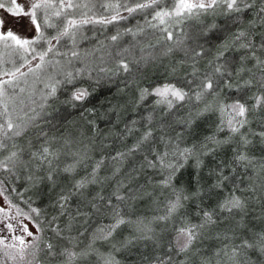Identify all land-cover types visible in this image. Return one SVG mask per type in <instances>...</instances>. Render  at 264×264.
Wrapping results in <instances>:
<instances>
[{"label":"snow or ice","instance_id":"obj_1","mask_svg":"<svg viewBox=\"0 0 264 264\" xmlns=\"http://www.w3.org/2000/svg\"><path fill=\"white\" fill-rule=\"evenodd\" d=\"M168 3L170 7L164 5V0H21V2L0 0V10L13 18H27L28 27L33 32L31 37H23L11 28L6 29L4 27L5 19L3 15H0V48L10 50L20 61L18 65L13 61L11 69H5L3 67L4 60L0 54V172L9 173L13 178L18 179L16 172L23 168L26 171L30 170L26 179L30 182L31 188H38L44 181L55 186V175L62 173L75 176L77 169L85 165L89 159L90 148L88 145L73 151L71 141L65 139L62 146L57 148L54 146L55 138H48L47 133L43 131L39 135L44 137V143L40 144L36 150H31V142H29L27 151L15 143L18 138L24 136L29 128L37 126L36 122L41 117L47 101L54 98L57 91L63 86L75 85L76 80L82 74L91 79L92 73L95 72L96 79H99L100 74L116 75L119 72L130 71L129 64L124 58L125 53L130 54V49L118 50L115 57L108 49L118 45L125 35L135 38L144 31L142 27L135 31L132 28H127L123 32L117 30L115 34L107 37L108 43L99 41L97 47L91 50H82L81 42L89 39L85 35L86 29L92 32L103 31L108 25H116L134 14L147 12L151 17L150 20L146 19L145 21L147 26L163 34L157 43L172 42L173 30L182 31L180 26L188 19L216 14L217 10H221L223 15L231 16L235 20L240 14L254 8H256L258 22L264 25V0H259L258 8L256 7L257 0H168ZM123 13H127V15ZM255 23L256 21L251 22L250 26H255ZM49 30H53L54 34H47ZM181 43L182 41L176 40L174 45L167 47L165 54L172 52L173 47H179ZM237 47L249 50L250 55L241 58L242 63L239 68L229 71L225 54L229 49ZM259 49L264 51V43L259 45ZM101 52L114 61L115 70L101 66L106 63L105 56L99 57V64L94 65L91 62L89 58ZM204 55L203 48L199 51L185 50V56H190L193 61L192 75L194 77L199 71L195 67V63L198 58H203ZM248 58L255 61L254 67L259 73L258 76L252 73V69L243 65V60ZM76 63H81L82 67L76 68ZM69 68L73 70L70 71ZM49 69L52 71L50 72ZM208 69L197 78V87L191 93L177 84L165 83L153 87L151 90L141 89L139 99L143 101L147 96L157 97L155 103L165 110V115L183 103L202 104V107L196 106L194 110H190L187 117L180 123L185 130H189L197 121L214 112L218 115V122L210 134L194 143H185L183 133H177L174 137H154L153 116L149 115L146 118V127L136 142L111 157L114 164L119 165L134 153L147 149V153L144 155V164L141 167L158 170L162 178L157 186L169 191V198L164 205V215L154 217L150 221L139 217L133 220L123 215L120 203L125 202L127 198L120 194V189L126 187L121 181L112 194L117 203L113 204L112 199L109 198L105 204V207L110 210L107 214L110 215L112 223L97 228L91 234L87 245L78 251L73 243L77 239L76 237H63L69 241L72 247H65L59 251V255L63 258L62 264H78L79 261L86 260L91 256L96 257V264H120L115 253L128 248L137 241L152 240L155 229L151 225L154 221L171 220L189 199L201 198L204 195L205 189L201 186L199 175V170L203 167V158L214 154L225 145H237L234 150L233 163L251 169L250 185L243 190L234 187L226 192L215 209L211 211L202 209L201 213H197L200 217L199 223L183 220V226L175 230L174 251L177 253L189 252L203 231L217 223L219 214L226 213L228 216H232L234 213L243 212L246 208V201L242 198V194H237L238 192H264V160L257 161L248 155L247 149L252 144V140L248 138V134L241 131L250 124L248 113L264 107V59L256 55V46L249 38V34L240 30L232 33L230 38L223 40L216 55L208 61ZM245 72L252 75L258 85V91L252 97L254 103L251 108L240 99L225 102L221 99L219 92L221 82H224L225 88L250 89L253 86V79H245L242 83L235 85L224 81V77L231 79L233 75L239 79ZM41 74L44 76L42 80H40ZM29 77H32L34 82L40 80V83L43 84L40 94L41 102L38 105L40 112L36 111V101L31 100V96L29 97L31 102L26 109L18 107V97L20 93L25 92L20 84L21 82L26 83ZM90 94L87 88H75L71 98L73 101H83ZM208 97H212V100H207ZM23 103V100L19 101L20 105ZM163 127L164 125L161 124L160 129L162 130ZM126 131L131 134L134 129L128 128ZM224 132L227 135L223 139L219 138L220 133ZM250 134L259 136L260 143L264 144V131L259 133L250 131ZM237 137H239L238 141ZM156 139L161 145L159 149L155 146ZM148 154H151L153 158L148 159ZM62 155L70 157L72 162L65 163L63 167H60L59 162ZM189 161L193 162L191 166L196 170L195 174L186 185L177 184V177L189 166ZM103 163V158L96 161L87 175L74 179L71 187L58 195L55 207L58 208L60 215L66 214L68 201L73 195L78 194L83 197L89 185L101 184L120 173V167L114 166L112 177H101L99 172ZM220 167L219 172L210 173L216 176V181L207 191L224 190V184L229 180V176L224 174L223 166ZM27 190L25 189V191ZM13 192H15L14 188ZM16 195L22 197V193H16ZM0 197L4 200V203L0 204V264H9V261L16 262V264H33L40 251V233L44 230L34 217H40L41 211L31 206V198L24 201L28 211L13 204L4 180H0ZM95 201H104V197L97 193L94 200L86 201L94 211L99 212L101 205ZM13 211L15 214H12ZM87 215L79 209L76 210V216L87 217ZM76 216H70L69 222L65 225L69 231ZM20 217L30 221L36 228V233H33L29 229L28 223H25L24 219H19ZM57 219V216H53L48 222V227L57 237H62L64 229L55 224ZM122 226L129 227L132 235L122 241H113L114 235ZM29 237L32 239H28ZM222 238L228 241L234 239L227 234H224ZM97 242L108 243L110 251L101 252L96 247ZM44 247L49 256L57 255L52 243L46 242ZM247 250H257L264 254V232L257 233L251 241L242 239L239 244H226L215 253L218 258L216 264H222L219 259L221 255H223V264H249L244 255ZM150 264H173V261L171 255L156 256ZM201 264H211V261L202 260Z\"/></svg>","mask_w":264,"mask_h":264},{"label":"trees","instance_id":"obj_2","mask_svg":"<svg viewBox=\"0 0 264 264\" xmlns=\"http://www.w3.org/2000/svg\"><path fill=\"white\" fill-rule=\"evenodd\" d=\"M164 5L170 7L168 0H164ZM256 7H259V0H257ZM255 11L256 8L251 11ZM150 11V10H149ZM250 11V12H251ZM127 15V13H123ZM255 19L258 20L257 15ZM146 19L150 20L151 17L145 13H137L130 16L127 20L120 21L116 25H108L103 31L97 30L95 32L85 30V35L89 38H94L93 42L88 44L86 40H83L80 44L82 50H91L98 46L99 41L108 43L107 37L115 34L117 30L123 32L127 28H132L134 31L142 27L143 32L139 33L135 38L130 35H125L121 39L124 45L133 48V55L131 58H126V62L129 64V72H119L116 75L111 73L104 75L100 74V78L96 79V73H92L90 79L87 75H81L76 80L75 85H65L57 91L54 98L49 99L48 103L51 104V113L45 116L39 123V132L50 133L53 131H60L66 124L72 120H77L84 113L91 115L96 112L98 108H103L104 105L110 103L111 100L116 96V107L113 110L108 111V115L104 119H97L95 123V129L100 131L112 130L116 134L114 137L106 139L104 142L107 149L97 157V161L104 160V165L119 166L121 171L114 178L108 179L102 189L97 193L104 197V201H95L101 205L100 211H94L89 204H79L73 199H70L67 204V211L65 215H60L59 210L56 207L53 210V216H57L55 224L61 229H64L62 237L51 231L48 227V222L51 220V216L46 215L41 206L38 203L32 202L34 208H38L41 211L40 217H34L41 227L44 229L40 233L39 248L40 251L36 255V259L33 264H44L48 261H62L63 258L59 255V251L65 247H72L67 239L63 237H76L73 241L76 245V250L84 248L93 232L97 228L109 225L112 223L110 215L107 213L110 211L105 207V204L109 198L112 199V203L116 204L117 201L112 195L115 191L117 184L121 181L124 182L126 187L120 189V194L125 196L127 199L125 202L120 203L122 214L126 217H130L135 220L136 218L148 217L149 214L157 217L164 215L165 202L169 198V191L167 189H161L158 187V183L162 176L158 170L149 169L147 167H141L144 164V155L147 153L145 148L143 152L134 153L128 157L122 164L115 165L111 160V157L118 151H124L136 142L140 133L144 131L147 121L146 118L149 115L153 116L152 127L154 129V137L166 136L174 137L177 133H183L185 143H194L201 140L205 135L210 134L216 127L218 122V115L216 113H210L197 121L193 128L185 130L181 121L185 119L190 110H194V107L203 105H196L195 102H187L177 105L166 115L164 109L157 106L155 101L158 99L155 96H147L143 101L139 99V92L141 89H149L161 86L165 83L177 84V86L184 87L185 91L191 93L197 87V78L201 73L208 71V61L212 60L216 55L217 49L225 38H230L232 33L236 31H246L249 34V38L256 46V55L261 59H264V51L259 49V45L264 43V25L257 22V31L247 29L245 22V12L240 14L238 19H233L231 16H218L210 20H205L202 23L193 24L190 19L186 20L189 22L184 23V31L177 32L173 30V41L172 42H161L162 33L159 31L149 28L145 23ZM215 25V27H212ZM190 27L193 28V32H190ZM250 27V26H249ZM49 35L54 34L53 30H49ZM190 36V37H189ZM176 40L182 41L179 47H173V51L165 54L167 47L175 44ZM92 45V46H91ZM92 47V48H90ZM201 48L204 49L205 55L203 58H198L195 63V67L199 70L197 76L192 75V64L193 61L189 57L185 56V50L189 52L192 49L199 51ZM63 50V49H62ZM12 56H8L9 61L4 62L3 67L10 70L13 61L19 64L18 57L11 53ZM118 49H116V52ZM250 55L249 50L235 48L229 49L225 56L228 61L227 67L229 71L239 68L241 66V58L248 57ZM151 61L153 65L156 61H169L171 63V69L162 73H153L145 69L143 61ZM255 61L248 58L243 60V65L246 68L252 69V73L259 75L257 69L254 67ZM81 63H76L75 67H81ZM155 66V65H154ZM153 67V66H152ZM51 72L52 70L49 69ZM146 73V74H145ZM245 79H253V76L248 72H245L239 79L233 75L231 79L224 77V81L232 83L233 85L242 83ZM191 82V83H189ZM24 84L21 82L20 87ZM39 87H43L42 83H39ZM75 88H87L91 93L83 101H73L72 93ZM135 90V92H133ZM258 91V85L255 79H253V86L250 89H237V88H225L224 82L220 84V97L225 102H231L235 99H240L245 102L249 108L254 103L252 99L253 95ZM207 100L211 101L212 97H208ZM103 105V106H102ZM104 109V108H103ZM106 113V110L104 109ZM163 117V119H161ZM248 118L256 120L255 128L258 131H264V124L261 123V119H264V107L256 110L255 112L250 111ZM135 122V123H134ZM164 127L161 130L160 125ZM132 128L134 131L128 134L126 129ZM244 129V128H243ZM242 129V130H243ZM37 131V130H36ZM227 135L226 132L220 133L219 138L223 139ZM238 138V137H237ZM155 146L157 149L161 147L158 139L155 140ZM236 144L225 145L214 154L203 158V167L199 170L201 186L205 189V193L201 198L189 199L179 213L174 215L171 220L163 221L164 230L159 232V236L155 244H151L146 240L147 246L144 250L137 249L136 251L129 252L126 254H118V259L123 264H150L156 256L166 257L171 255L173 264H182L184 257H194L196 263L201 264L202 260L215 261L218 259L215 253L221 250L226 244H239L242 239H248L251 241L257 233L264 232V192H238V195L242 194V198L246 201L247 210L252 212L250 219L248 220L247 227L242 230L231 229L234 224L231 223V218L235 217L237 213L232 216L225 214H219L217 223L213 225L214 232L218 229L219 233L211 238L203 247L193 248L187 253H177L173 249V241L175 238V230L178 227H182L183 220L190 221L192 223H198L200 217L197 213H201L204 210H213L216 208L218 202L223 199L226 192L230 191L234 187H238L243 190L250 185L251 169L245 168L244 166L233 163ZM264 150V148H262ZM264 151L254 154L249 152L250 157H254L257 161L264 160ZM151 154H148V159H152ZM192 161H189V166L186 167L180 176L177 177V184H187L188 181L195 174L196 170L191 166ZM223 166V172L229 176V180L224 184L223 191H207L210 186L215 183L216 176L210 173L219 172L220 166ZM234 169V171H232ZM113 169L110 170L109 176L112 177ZM17 176V175H16ZM0 180H4L8 186V194L11 196L12 203L17 204L24 211H28L27 205L24 201L20 200L16 192L24 189L20 185L18 179L13 178L9 173L0 172ZM13 188L15 192H13ZM25 190V189H24ZM96 193V194H97ZM156 194L154 197L153 194ZM96 194L91 195L89 200H94ZM153 197V198H152ZM31 201V200H30ZM153 202H160V206L151 210ZM4 200L1 197L0 204H3ZM149 208V211L145 212V208ZM53 209V208H52ZM79 209L81 212L87 213L88 221L80 224L79 226L72 225L71 230L65 229V221L61 218L69 219L70 216H76V210ZM253 211H260L259 215L255 217ZM14 212V211H13ZM80 216H76V219ZM83 217V216H81ZM153 217V218H154ZM85 218V217H84ZM24 219L25 223H28L29 229L33 228L36 233V228L27 219ZM72 222H76L77 220ZM162 223V221H159ZM125 226H122L123 228ZM224 234L234 237L233 240H224L222 237ZM28 239H32L29 237ZM52 243L57 255L55 257L49 256L44 247L45 243ZM136 244L134 243L133 246ZM142 244L139 243L138 246ZM171 249V251H170ZM247 258H257V264H264V254L259 251L247 250L244 254ZM223 255H221L222 258ZM31 259V257H29ZM9 264H16V262L9 261Z\"/></svg>","mask_w":264,"mask_h":264},{"label":"rangeland","instance_id":"obj_3","mask_svg":"<svg viewBox=\"0 0 264 264\" xmlns=\"http://www.w3.org/2000/svg\"><path fill=\"white\" fill-rule=\"evenodd\" d=\"M18 2H21V0H18ZM251 11V10H250ZM246 11L245 12V16H246V22L245 25L247 26L246 28L250 29V30H256L257 31V22L258 20L255 19V11ZM0 15H3L4 19H5V25L4 27L7 28H11L14 32H16L17 34L23 36V37H31L33 35V32L29 29L28 27V22H27V18L24 17H19V18H13L11 15H9L8 13L4 12L3 10H0ZM218 16H224L221 13V10H217L216 14H207V15H202L198 18H192L189 21H191V23L193 24H197V23H202L205 20H210L213 19L215 17ZM189 21H184L185 22H189ZM256 21L255 26H250V23ZM184 23L180 26V28L182 29V32L184 31ZM250 26V27H249ZM190 32H193V28L190 27ZM177 32H181L179 30H176ZM190 37V36H189ZM94 38H89L86 41L88 42V44L93 42ZM92 46V45H91ZM92 48V47H90ZM123 48H128L130 49V54L125 53L124 58L126 59L131 58V56L133 55V48L129 47V46H125L123 41L120 40L118 42V45L114 46V47H110L108 49V51L111 52L112 56L115 57L116 56V49L118 50H122ZM0 54H2V59L4 60V62H8L9 58L8 56H12V54L9 53L8 50H5L3 48H0ZM100 56H105V60L106 63L102 64L101 66L103 67H107L109 69H113L115 70V63L112 59L107 58V56L101 52V53H97L96 56L94 57H90L89 59L91 60V62L95 65V64H99V57ZM151 61L147 62L146 60L143 61V65L146 67L145 69H148V71H151L150 75H152L153 73H162L165 71H169L168 69H171V63H169V61H156L153 65L150 64ZM155 65V66H154ZM153 66V67H152ZM82 67V66H81ZM76 68H80V67H76ZM68 70H73L72 68H69ZM146 74V73H145ZM44 79L43 74H41L40 76V80ZM40 80H36L34 82L32 77H29L27 82L21 86L25 89V92L20 93L19 97H18V107H24L25 109L27 108V106L30 104V99L29 97L31 96V100H35L36 101V111L40 112V108H39V104H40V94H41V89L43 87H39V83ZM133 92H135V90H133ZM23 100L24 103L23 105L19 104V101ZM111 105L110 103H107V105H102L103 108L106 110V113L104 112L103 108H98L96 112L92 113L91 115H89L88 113H84L82 116H80L79 118H77V120H72L70 122H68L66 124V126H64L60 131H53L47 134L48 138H55L54 141V146L57 148H60L63 144V141L65 139L71 141V145H72V150L75 151L77 148H83L84 145H88L90 148L89 151V159L85 162V165L80 166L76 173L75 176H68L66 174H58L54 176V179L56 180V185L52 186L50 185L47 181H44L43 183H41L39 185L38 188H31L30 187V182L26 179V177L29 175V171L24 170L23 168L18 169V171L16 172V175L19 177L18 181L20 183V185H22L24 187V189H28L27 191H25L24 189H21L19 191H17L16 193H22V197L18 196L20 200L25 201V200H29V198H31V206L34 207V205H32V202L34 203H38L41 206L42 211L48 215L51 216L54 214L53 210H55V204H56V200L59 194H61L62 192H66L68 188L71 187V183L74 179H79L82 176L87 175L91 170L93 165L95 164V162L97 161V157H99V155H101L105 149H107L106 144H105V140L111 137H114V134H116L114 131L112 130H105V131H100L98 129H95V121L97 119H104L109 113V110H113V107H116V96L111 100ZM49 113H51V104L48 103L47 101V105L44 108L43 112L41 113V117L37 120V126L36 127H31L29 128V130L24 134V136L18 138L15 143L18 145V147L25 149V151L29 150V142H31V150H36L40 144L44 143V137H41L39 135V126H40V121L45 118L46 115H48ZM22 115V113H21ZM29 115H31V113H29ZM249 119V118H248ZM250 124L246 125L245 128L243 130H241L242 132L248 134V138L250 140H252V144L249 145L247 152H251L255 154L256 153H260L264 150H262V148H264V144L260 143V138L259 136H253L250 134L251 132L254 133H259L260 131L256 130L255 128V124H256V120H252L249 119ZM261 123L264 124V119L260 120ZM37 130V131H36ZM237 141L239 140V137L236 138ZM264 154V153H263ZM25 159H27V157L25 156ZM71 158L70 157H65V156H61L60 158V167H63L65 163H71ZM113 165H104L101 167L99 175L101 177H110V170L113 169L112 168ZM107 182V180H105L103 183L98 184V185H89V187L87 188V190L84 193V196L81 197L78 194L77 195H73L71 199H73L76 203L79 204H87L86 200H89L91 195L96 194L100 189L103 188V186L105 185V183ZM259 193L262 191H258ZM39 193V194H37ZM156 194L154 193L152 196L154 197ZM152 197V198H153ZM158 206H160V202H153L152 206L150 207L151 210L157 208ZM53 208V209H52ZM149 211V208L147 206V208H145V212ZM252 214V212H249L247 210V206L245 208V210L241 213H237L235 215V217L231 218V223L230 224H234L233 227H230V230L237 228V230H244L247 227V223L248 220L250 219V214ZM260 211H253V215L255 217H257L259 215ZM12 214H15L14 212ZM150 216L148 217H141L144 218L145 221H150L153 220L152 214H149ZM62 221H65V225L69 222V219L66 218H61ZM76 222H72V225H76L79 226L80 224H83L84 222L88 221L87 217L84 218L83 217H78L76 219ZM200 222V221H199ZM198 222V223H199ZM13 224H15L14 221H12ZM154 229H155V235L154 238L152 240H148L151 244H155L154 242L157 241L158 236L160 235L159 232H162L164 230V223L162 221H154L151 225ZM63 228L65 226H62ZM67 229V228H65ZM30 230L32 232H34L33 228H30ZM219 229L217 231L214 232L213 228H207L203 231L202 235L200 236L199 239H197V241L195 242L194 245V249L197 248V250L199 249V247H203V245H205L207 242H209V240H211V238L215 235L219 233ZM130 235H132L131 229L127 226L120 228L117 230L116 234L113 237V241H122L125 238L129 237ZM215 235V236H216ZM141 243V246H138V244ZM146 240H140L137 241L135 244V246L131 245L126 249H122L120 252L115 253L116 258L118 259L117 255L118 254H126L129 252H133L136 251L137 249H142L144 250L145 247L147 246L146 244ZM96 247L101 251V252H108L110 251V247L108 243L105 242H97ZM257 251V250H255ZM196 257V255L194 256ZM194 257H184L182 259V262H184V264H197L196 263V259ZM219 259L222 261L223 264V256L222 258L219 257ZM249 264H257V258H247ZM119 260V259H118ZM217 260V259H216ZM216 260L215 261H211V264H216ZM63 261V260H62ZM62 261H48V262H44V264H62ZM120 261V260H119ZM78 264H96V257L95 256H91L89 258H87L86 260L83 261H79ZM120 264H123L120 261ZM199 264V263H198Z\"/></svg>","mask_w":264,"mask_h":264},{"label":"water","instance_id":"obj_4","mask_svg":"<svg viewBox=\"0 0 264 264\" xmlns=\"http://www.w3.org/2000/svg\"><path fill=\"white\" fill-rule=\"evenodd\" d=\"M0 200H1V197H0Z\"/></svg>","mask_w":264,"mask_h":264}]
</instances>
